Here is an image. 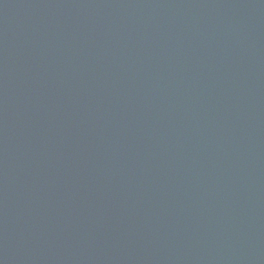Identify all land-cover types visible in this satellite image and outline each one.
Masks as SVG:
<instances>
[{"label":"water","instance_id":"obj_1","mask_svg":"<svg viewBox=\"0 0 264 264\" xmlns=\"http://www.w3.org/2000/svg\"><path fill=\"white\" fill-rule=\"evenodd\" d=\"M0 264H264V0H0Z\"/></svg>","mask_w":264,"mask_h":264}]
</instances>
